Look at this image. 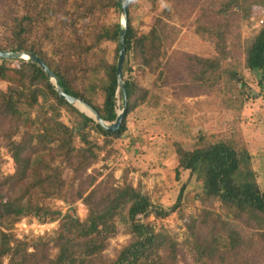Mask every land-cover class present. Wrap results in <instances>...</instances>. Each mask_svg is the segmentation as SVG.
Wrapping results in <instances>:
<instances>
[{
  "label": "trees",
  "instance_id": "1",
  "mask_svg": "<svg viewBox=\"0 0 264 264\" xmlns=\"http://www.w3.org/2000/svg\"><path fill=\"white\" fill-rule=\"evenodd\" d=\"M33 1V7L29 6L26 14L14 19L11 41L6 47L0 45V51L37 55L56 75L67 94L84 100L104 120L115 121L118 116L117 93L124 102L117 76L121 24L116 26L114 34H109L105 26L95 25L93 19L96 12L89 4L104 10H121V0L76 2V13L71 18L70 26L75 28L74 34H78L77 41L49 25L58 14L70 17L66 5L62 4L63 0H45V5L40 0ZM172 1L178 4L185 1L194 6L193 10L202 8L196 19L197 28L220 47L227 45L228 22L235 8L248 11L246 16H249L253 6L264 7V0L211 1L209 5L202 3L203 0ZM10 2L1 0L0 5L9 6ZM131 2L127 0L125 65H129L132 57L141 68L156 74L167 56L165 46L169 35L166 22L157 17L148 32L139 31L133 24ZM77 22L85 24L83 30H77ZM39 24L48 28L45 34L50 40L61 36L65 42L63 55L59 59H51L43 50L27 43V37L35 32ZM108 38L118 43L117 62L110 64L107 58H103L94 69L86 67L83 56L94 53ZM246 56L247 67L259 76V84L264 91V26L249 44ZM0 60V82L8 84L5 91H0V146L3 144L8 149L16 165L14 174L0 176V225L6 226V221L16 223L27 216L42 222L49 218L59 222L57 235L52 240L38 238L33 240L32 245L27 240H18L3 232L0 264H4L3 258L8 255L11 256L9 264H179L182 260L187 261V254L180 253L176 241L163 233H155L151 225L136 221L132 224L137 234L135 243L116 250L114 258L106 254L117 231L116 217L121 207L131 204L129 214L135 219L149 215L151 204L132 185L118 187L109 181L100 180L98 175L90 171L99 160L100 147L90 140L87 129L95 123L101 133L114 138L121 137L127 130V116L147 101L148 90L140 87L131 73L125 76L123 70L127 107L121 128L108 132L94 118L61 97L39 63L21 59L17 60L18 66H9L6 64L8 59ZM108 68L111 76L101 89L107 96L111 112L94 100L98 93L96 85L86 90L77 87V83L85 79L88 72H100ZM41 99L46 108L42 106L39 115L34 117L33 113L43 105ZM64 110L76 117L73 124L61 120ZM77 137L83 146H77ZM176 152L179 160L176 177H180L182 170L197 174L204 190L203 203L209 209L208 217L188 227L193 236L190 249L195 262L264 264V190L257 183L239 190L233 188L236 182L229 181V175L243 168L245 164L241 158H246V155H240L236 142H205L192 151H186L178 145ZM65 169L71 170L70 178L65 177ZM40 195L54 197L67 205L83 200L89 211L87 219L82 220L71 208L63 213L62 210L40 205L36 201ZM215 201L221 202L228 209L227 214L243 222L249 230L216 212L212 208ZM31 246L35 252L30 251ZM52 248L58 250L56 256L52 255Z\"/></svg>",
  "mask_w": 264,
  "mask_h": 264
},
{
  "label": "rangeland",
  "instance_id": "2",
  "mask_svg": "<svg viewBox=\"0 0 264 264\" xmlns=\"http://www.w3.org/2000/svg\"><path fill=\"white\" fill-rule=\"evenodd\" d=\"M63 1L70 17L58 14L49 25L77 41L78 34H74L75 28L70 23L76 13L74 5L81 0ZM211 1L219 3L224 0H203L202 3L209 5ZM40 2L46 4L45 0ZM9 4L0 5V45L3 47L11 41L14 19L26 14L27 8H32L34 1L11 0ZM89 6L96 12L93 19L95 25L105 26L109 34H114L116 26L123 20L121 10ZM193 8L185 1L178 4L172 0H132L133 24L139 31L148 32L157 17L166 22L169 35L165 46L167 56L156 74L141 68L132 57L129 65L124 63L125 76L131 73L140 87L148 90L149 95L145 103L127 116V130L121 137L114 138L101 133L95 123L87 129L90 140L100 147L99 160L90 171L98 175L100 180L109 181L115 186L132 185L151 204L149 215L135 219L129 214L131 204L121 207L116 217L117 231L111 239L110 249L106 251L110 258H114L116 250L135 243L137 234L132 224L136 221L149 224L155 233H163L176 241L180 253L187 254V261L182 260L179 264H200L195 262L194 254H191L193 236L188 227L208 217L209 209L203 203L204 190L197 174L191 170H182L180 177H176L179 166L176 152L178 145L186 151H192L205 142L234 140L240 155H246V158H241L245 166L229 175V181L236 182L233 188L239 190L257 183L264 190V91L260 87L259 76L246 64L247 48L264 26L261 23L264 20V7L253 6L249 16H246L248 11L235 8L228 22L226 47H220L202 35L196 21L202 8ZM84 25L77 22V30H83ZM47 30L44 24H39L35 32L27 37V43L43 50L51 59H59L63 55L65 42L61 36L50 40L45 34ZM117 44L113 39H105L94 53L83 56L84 65L94 69L103 58L115 64ZM6 64L18 66L19 62L17 59H8ZM110 76L109 68L100 72L92 71L77 83V87L83 90L96 85L98 93L94 100L101 107L108 108L109 112L107 96L101 88ZM7 87V83L0 82V91H5ZM119 96L117 93L118 113L124 104ZM41 104L33 113L34 117L45 106L43 99ZM61 120L71 125L76 117L64 110ZM76 144L83 146L79 137L76 138ZM15 172V161L1 144L0 176ZM71 175V170L65 169V177L70 178ZM36 201L44 207L62 210L63 213L71 208L82 220H86L89 213L83 200L67 205L54 197L40 195ZM212 208L226 219L245 227L246 231L249 230L243 222L229 216L228 209L221 202L215 201ZM162 212L167 214H159ZM58 228L59 222L50 218L45 222L32 216L23 217L16 223L6 221V226L0 225V246L4 243L3 232L18 240H27L32 245L33 240L38 238L52 240ZM34 250L31 246L30 251ZM51 253L56 256L58 250L52 248ZM10 258L9 255L5 256L4 264H9Z\"/></svg>",
  "mask_w": 264,
  "mask_h": 264
},
{
  "label": "water",
  "instance_id": "3",
  "mask_svg": "<svg viewBox=\"0 0 264 264\" xmlns=\"http://www.w3.org/2000/svg\"><path fill=\"white\" fill-rule=\"evenodd\" d=\"M121 12L123 15V20L121 22L120 27V40H119V60H118V70H117V76L119 81V88L123 92L124 96V106L123 110L118 114L116 121L114 123H109L108 121L104 120L99 113L93 109L88 103H86L84 100L80 98H76L72 95L67 94L62 86L60 85L58 79L56 78V75L50 70V68L47 66V64L39 58L37 55H34L30 52H11V51H0V59H25V60H32L37 63H39L42 68L47 73L50 81L55 86L57 92L61 97L64 99H67L72 105L79 108L82 112L86 113L90 117L94 118L106 131L108 132H115L119 130L122 126V122L124 119V114L127 107V96H126V84L124 82L123 77V67L125 63V56H126V35H127V29H128V11H127V0H121ZM78 103L83 104L92 114L87 113L86 111L82 110Z\"/></svg>",
  "mask_w": 264,
  "mask_h": 264
},
{
  "label": "bare ground",
  "instance_id": "4",
  "mask_svg": "<svg viewBox=\"0 0 264 264\" xmlns=\"http://www.w3.org/2000/svg\"><path fill=\"white\" fill-rule=\"evenodd\" d=\"M78 105H79V107L82 109V110H84V111H86L87 113H90V114H92L83 104H81V103H78Z\"/></svg>",
  "mask_w": 264,
  "mask_h": 264
},
{
  "label": "built area",
  "instance_id": "5",
  "mask_svg": "<svg viewBox=\"0 0 264 264\" xmlns=\"http://www.w3.org/2000/svg\"><path fill=\"white\" fill-rule=\"evenodd\" d=\"M261 23L264 24V20H261Z\"/></svg>",
  "mask_w": 264,
  "mask_h": 264
},
{
  "label": "clouds",
  "instance_id": "6",
  "mask_svg": "<svg viewBox=\"0 0 264 264\" xmlns=\"http://www.w3.org/2000/svg\"><path fill=\"white\" fill-rule=\"evenodd\" d=\"M123 110V109H122ZM119 114V113H118Z\"/></svg>",
  "mask_w": 264,
  "mask_h": 264
}]
</instances>
